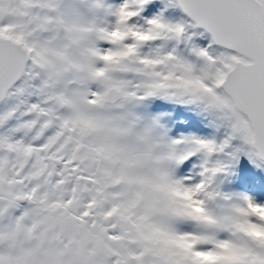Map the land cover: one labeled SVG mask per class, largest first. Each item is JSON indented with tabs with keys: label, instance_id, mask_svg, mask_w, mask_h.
Masks as SVG:
<instances>
[{
	"label": "snow or ice",
	"instance_id": "snow-or-ice-1",
	"mask_svg": "<svg viewBox=\"0 0 264 264\" xmlns=\"http://www.w3.org/2000/svg\"><path fill=\"white\" fill-rule=\"evenodd\" d=\"M242 158L264 0H0V264H264Z\"/></svg>",
	"mask_w": 264,
	"mask_h": 264
},
{
	"label": "rangeland",
	"instance_id": "rangeland-1",
	"mask_svg": "<svg viewBox=\"0 0 264 264\" xmlns=\"http://www.w3.org/2000/svg\"><path fill=\"white\" fill-rule=\"evenodd\" d=\"M179 15L180 14L177 12L176 16L179 17ZM157 103L163 104L165 102L164 101H158ZM170 107L176 108V109H182L183 108V106H180V105H171ZM186 114L188 116L192 117L194 119V121L196 122V124L198 125V128L200 131L197 134H207V133H211L213 131V129L208 126L209 120L206 119L205 117L197 116L194 112H187ZM177 123H187V122L185 120H183V118H181V120L178 121ZM173 133L176 134L175 128H173ZM243 159H246V158H243ZM246 162H247V159H246ZM241 165L243 167H246V163L243 161H242ZM241 190L246 191L249 195L255 196L260 201H264V185L260 184L256 177L252 178L251 183H248L246 185H242Z\"/></svg>",
	"mask_w": 264,
	"mask_h": 264
},
{
	"label": "trees",
	"instance_id": "trees-1",
	"mask_svg": "<svg viewBox=\"0 0 264 264\" xmlns=\"http://www.w3.org/2000/svg\"><path fill=\"white\" fill-rule=\"evenodd\" d=\"M242 161L246 163V167H243L245 174L252 178L256 177L259 183L264 185V170L256 168L249 161L246 162V159L242 158L241 163Z\"/></svg>",
	"mask_w": 264,
	"mask_h": 264
}]
</instances>
